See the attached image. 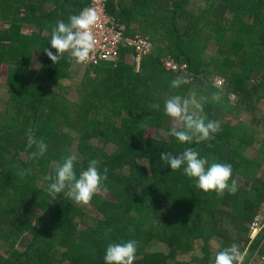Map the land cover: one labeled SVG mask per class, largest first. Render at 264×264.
<instances>
[{
	"label": "trees",
	"instance_id": "trees-1",
	"mask_svg": "<svg viewBox=\"0 0 264 264\" xmlns=\"http://www.w3.org/2000/svg\"><path fill=\"white\" fill-rule=\"evenodd\" d=\"M105 3L124 35L147 37L151 50L137 64L121 54L74 77V59L66 53L53 62L43 49L57 21L67 22L89 0H0L9 94L0 112V264H104L107 244L129 239L138 245L134 264H214L232 244L247 263L248 223L264 213V0ZM208 43L217 45L213 52ZM35 50L42 57L33 71ZM168 55L181 67L166 69L161 59ZM177 77L187 83L173 88ZM72 87L74 100L66 97ZM173 95L194 96L203 110L190 111L218 121L219 130L180 143L164 111ZM241 110L251 121L240 119ZM148 127L166 138L146 136ZM29 135L47 144L42 155H32L38 145L28 146ZM250 146L253 156L245 154ZM185 147L230 163L237 191L204 192L160 159ZM69 155L78 174L91 159L107 169V191L88 204L72 201L67 189L57 196L47 190L46 175ZM159 241L166 251L154 249Z\"/></svg>",
	"mask_w": 264,
	"mask_h": 264
},
{
	"label": "clouds",
	"instance_id": "clouds-1",
	"mask_svg": "<svg viewBox=\"0 0 264 264\" xmlns=\"http://www.w3.org/2000/svg\"><path fill=\"white\" fill-rule=\"evenodd\" d=\"M98 13L94 8L87 7L68 17L67 22L58 20L51 29L49 40L50 48L43 51L53 62L59 61L66 53L76 63H86L90 60L95 49L96 38L92 31L98 22ZM52 49L56 51L53 52ZM187 83L185 79L177 77L170 81L173 88ZM218 98V96H216ZM202 111L203 105L198 103L194 96L182 97L173 95L164 104L166 115L183 121L179 129H170L169 134L174 136L182 144H192L205 141L210 133L219 130V122L207 120L203 116H197L190 108ZM38 145V152L32 155H42L47 150V144L43 140L37 141L34 136L29 135L28 146ZM160 159L169 165L172 170L181 169L183 174L193 179L196 187L208 192L214 190L218 194L225 189L230 192L237 191L236 181L231 180L232 165L230 163L212 162L206 156H202L192 147H185L180 153L161 152ZM76 157L69 155L63 157L57 164L53 173L46 175L49 181L48 192L57 196L67 189L66 195L78 204H88L101 189L107 191L105 180L107 169L103 171L98 167L99 162L91 159L86 169L76 171L74 161ZM24 174L23 171L20 173ZM137 241L129 239L123 242H109L104 250V264H134L137 254ZM244 255L235 244L219 250L214 259V264H243Z\"/></svg>",
	"mask_w": 264,
	"mask_h": 264
},
{
	"label": "built area",
	"instance_id": "built-area-1",
	"mask_svg": "<svg viewBox=\"0 0 264 264\" xmlns=\"http://www.w3.org/2000/svg\"><path fill=\"white\" fill-rule=\"evenodd\" d=\"M106 0H89V6L98 13V22L92 31L96 38L95 49L91 58L83 66L97 64L100 61L116 60L122 54L126 61H139L140 58L150 52L151 43L145 36L124 35L123 26L106 11ZM127 48V49H126ZM124 50V51H123ZM123 51V52H122ZM166 69L181 67L171 56L161 59ZM221 79H216V84ZM218 85V84H217ZM249 240L247 246H252L251 255L245 264H264V213H257L253 220L248 223Z\"/></svg>",
	"mask_w": 264,
	"mask_h": 264
},
{
	"label": "rangeland",
	"instance_id": "rangeland-1",
	"mask_svg": "<svg viewBox=\"0 0 264 264\" xmlns=\"http://www.w3.org/2000/svg\"><path fill=\"white\" fill-rule=\"evenodd\" d=\"M51 5L49 4V7ZM6 23L2 22V20H0V26H6ZM26 30H29V26H26L25 28ZM217 45L214 43H208L205 46V49L208 50L209 52H213L216 49ZM41 53L38 50H35L33 52V56H32V60L30 63V67L33 71H36L38 69V67L41 64ZM127 63H131V61L127 62ZM138 63V61H136V64ZM85 70V66L79 64V63H73L70 67V73L72 76L74 77H81L83 75V72ZM6 75H7V66L5 64L0 65V112H3L5 109L4 106V101L7 98L8 94V83L6 81ZM217 79V78H216ZM215 79V81H216ZM222 82V80H221ZM218 85H220V83H217ZM230 101L235 102L237 100V95L234 93H231L230 95ZM66 97L74 100L77 97V93L76 90L74 89V87H72L68 93L66 94ZM263 105V104H262ZM240 119L246 123H248L249 121H251V113L247 110H241L240 115H239ZM169 123L170 126L173 128H179L182 125V121L178 120L176 118H172L170 117L169 119ZM145 135L146 136H153L156 138H160V139H165L166 138V132L164 130H162L161 128L158 127H148L145 130ZM255 153V149L250 146V147H246L245 149V154H247L248 156H253ZM154 249L160 250V251H166L167 248L159 241L157 243L154 244ZM19 248H22L21 246H18ZM199 250H196L195 253H198Z\"/></svg>",
	"mask_w": 264,
	"mask_h": 264
}]
</instances>
